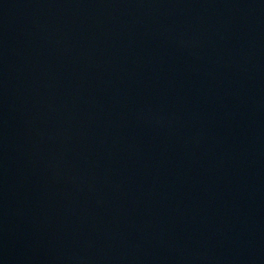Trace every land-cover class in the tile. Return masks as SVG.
Wrapping results in <instances>:
<instances>
[{
	"label": "water",
	"instance_id": "1",
	"mask_svg": "<svg viewBox=\"0 0 264 264\" xmlns=\"http://www.w3.org/2000/svg\"><path fill=\"white\" fill-rule=\"evenodd\" d=\"M0 264H264V0H0Z\"/></svg>",
	"mask_w": 264,
	"mask_h": 264
}]
</instances>
